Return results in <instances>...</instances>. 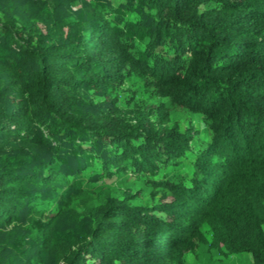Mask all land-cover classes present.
<instances>
[{"label":"trees","instance_id":"1","mask_svg":"<svg viewBox=\"0 0 264 264\" xmlns=\"http://www.w3.org/2000/svg\"><path fill=\"white\" fill-rule=\"evenodd\" d=\"M145 3L131 19L96 3L102 32L74 21L48 46L0 11V161L13 156L3 178L23 184L0 185V224L43 217L41 192L57 182L70 186L58 195L64 210L85 190L88 168L90 183L132 173L134 185L174 200L126 190L98 204L89 232L72 240L55 238L48 218L56 264H195L190 254L209 229L211 247L264 264V0ZM10 47L19 53L3 57ZM140 79L151 105H164L120 100L118 90ZM103 88L109 107L95 110L86 91ZM172 105L204 117L205 133L172 123ZM75 134L92 150L81 160L67 151ZM66 162L76 168L70 182Z\"/></svg>","mask_w":264,"mask_h":264},{"label":"rangeland","instance_id":"2","mask_svg":"<svg viewBox=\"0 0 264 264\" xmlns=\"http://www.w3.org/2000/svg\"><path fill=\"white\" fill-rule=\"evenodd\" d=\"M147 0H0V11L6 14L7 20H2L4 23L11 25L12 29H18L22 33L29 31L36 33L40 42L44 46L50 45L56 40H60L70 32V25L75 21L77 25L84 24L96 29L97 33L103 31L102 26L98 24L99 15L97 13V5L100 6L108 3L113 7H118L115 15L121 17L136 18L138 13L148 11L149 6L145 3ZM97 3V5H96ZM96 11V12H95ZM98 24V25H97ZM5 41V40H3ZM144 42H142V45ZM18 54L19 52L15 47H10V50H4L2 56L8 54ZM146 81L141 79L139 82L133 83L132 81L126 85L128 88L122 87L118 90L120 100L129 105V102L141 103L146 106L151 105V99L154 93H151L146 87ZM107 89L103 88L102 92H95L87 90L88 100L91 102L95 110L106 109L109 107L112 95L105 92ZM156 97V96H155ZM156 100L151 105L154 109L158 106L164 105V102ZM10 103H14L10 100ZM170 106V105H169ZM126 107V105H125ZM170 117L172 123H177L183 128L192 131H197L195 134L205 133L207 125L204 117L195 112H190L181 106L172 105ZM155 112L157 110H154ZM75 142L70 143L71 146L67 151L68 155L74 156L76 159L81 160L84 154L92 150L88 146H82L79 135L75 134ZM201 140L199 136L196 137ZM84 153V154H83ZM46 159V158H45ZM14 160L13 156H6L0 161V185L4 187H23V184L17 182H9L4 180L3 174L6 170V165ZM49 161L51 159H48ZM73 160V158H72ZM61 162L57 160V165ZM71 163L66 162L61 166L66 179L70 182V178L75 177L72 172L73 169L69 168ZM88 168L82 176L79 177L84 185V191L70 200L69 205L61 211H58V195L69 194L70 186L66 184H54L53 189H44L42 193V201L48 202L49 206L45 214L39 216L33 212L30 215H23L13 224H0V259L8 260L9 264H56L52 256V251L49 246V240L46 234L51 228L48 225V218L54 219L53 235L55 238H65L72 240L77 235H85L89 232V227L92 224V214L98 204L103 201L112 199L114 197H122L126 190H131V196L137 193L142 198L155 196V199L163 203L172 202L174 199L171 194L164 189L155 190L151 192L149 188H140L134 185L135 182L131 178H126V174H119L118 176L109 177L105 179L104 176H97L98 181L90 183L94 171ZM164 173L167 172L165 167L162 169ZM160 177V176H159ZM10 184H13L9 186ZM58 185V186H57ZM29 189H38L34 185H27ZM141 200H135L134 203H140ZM31 202L28 201V204ZM42 217V218H41ZM205 235L203 242L199 239L196 241L198 245L196 255L190 254V257L198 263L195 264H251L252 259L250 253L244 252L240 254H230L225 250H217L211 247L212 232L209 229ZM211 233V234H210ZM171 233L161 236V243L167 241ZM208 236V237H207ZM207 237V238H206ZM213 250V251H211ZM224 251V250H223ZM195 253V252H194Z\"/></svg>","mask_w":264,"mask_h":264}]
</instances>
